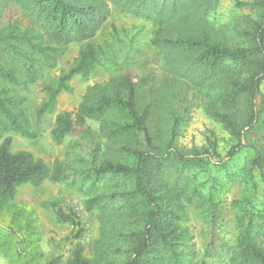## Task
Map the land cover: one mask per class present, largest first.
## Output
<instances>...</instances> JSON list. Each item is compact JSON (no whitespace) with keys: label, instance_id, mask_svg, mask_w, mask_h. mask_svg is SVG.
Returning <instances> with one entry per match:
<instances>
[{"label":"rangeland","instance_id":"rangeland-1","mask_svg":"<svg viewBox=\"0 0 264 264\" xmlns=\"http://www.w3.org/2000/svg\"><path fill=\"white\" fill-rule=\"evenodd\" d=\"M169 1L166 6V0H90L105 5V22L90 39L63 44L51 37L20 0H0V36L16 43L37 66L34 74L28 75L22 65L15 64L20 80L16 84L0 78L3 95L18 97L19 105L14 110L23 112L26 125L35 133L26 137L10 129L5 136L12 137L11 151H30L50 167L60 162L66 170L60 182L46 179L39 186L20 187L12 204L32 211L34 222L29 217L23 220L24 226H31L22 232L25 253L17 251L16 235L6 234L9 247L0 243V264H48L54 260L67 264L78 243L87 256H93L100 220L98 211L86 210L85 201L103 189L96 187L84 171L91 162L104 157L126 160L129 156L121 150L123 145L146 148L143 135L111 136L107 130L111 123L126 120L117 109L100 119L86 118L95 140L68 135L57 142L52 130L58 114L78 112L90 89L120 82L126 65L134 69L138 79L150 77L140 85L139 107L151 106L149 129L155 144L167 147L179 116L175 146L183 152L210 153L203 156L210 157L208 160L169 172V179L185 201L184 223L192 234L186 248L189 264H231L229 252L238 236L233 200L250 196L253 205L264 210V180L251 167L255 147L264 153V81L256 101L257 119L250 126L251 96L245 94L231 101L225 95L232 87L231 74L194 63L192 51L175 50L176 54H170L154 39L207 36L214 43L234 48L253 46L252 32L262 22L263 9L258 0H178L174 6V0ZM89 43L103 60L74 75L55 105L42 111L50 96L48 87L57 86L59 77L78 62ZM37 44L46 48L45 53ZM25 57L22 59L27 60ZM3 61L11 63L13 59L8 53ZM215 111L229 112L241 133H233ZM240 140L247 146L222 164L230 147ZM212 205L217 209L214 217ZM59 207L78 215L83 229L79 239L70 238L75 226L60 218ZM3 216L7 218L8 213ZM7 224L14 226L9 218ZM260 239L264 244V237Z\"/></svg>","mask_w":264,"mask_h":264},{"label":"trees","instance_id":"trees-1","mask_svg":"<svg viewBox=\"0 0 264 264\" xmlns=\"http://www.w3.org/2000/svg\"><path fill=\"white\" fill-rule=\"evenodd\" d=\"M20 1L51 37L63 44L90 39L108 16L105 5L90 3V0ZM169 2L166 0L164 5L169 6ZM177 2L174 0L173 6ZM258 4L262 6L263 15L262 22L252 32L253 46L234 48L214 43L207 36H157L154 39L156 45L170 54H176L175 50L192 51L195 53L194 63L231 74L229 82L232 87L225 95L231 101L245 94L251 96L250 126H254L257 119L256 101L264 81V0H258ZM6 38L0 36V78L16 84L20 82L17 75L19 65L28 75L34 74L37 66L33 58H26L16 43ZM36 47L43 52L46 50L38 44ZM8 53L13 59L11 63L3 61ZM102 60L103 55H98L89 43L78 62L59 77L57 86L48 87L50 96L41 110L55 105L57 96L67 89V82L74 75L86 72ZM149 78L138 79L134 69L126 65L120 82L112 81L104 87L90 89L77 113L64 111L56 117L52 130L55 141L61 142L68 135L89 136L95 140V132L86 124V118L100 119L117 109L126 116V120L112 122L107 128L109 134L140 133L146 146L123 145L121 150L129 156L125 157L126 160L104 157L91 162L85 169L84 175L92 179L96 187L103 189L85 201L87 211H98L100 236L94 243L92 257L87 256L83 245L78 243L67 264H189L186 248L192 234L184 223L185 201L169 179V172L173 168L184 170L199 161L208 160L210 157L203 156L210 153L208 150L205 153L183 152L175 146L179 116L174 120L167 147L162 149L155 144L149 129L151 106L139 107L140 85ZM17 105L19 99L16 95L6 96L0 90V243L7 249L10 237L6 234H14L17 251L25 253L22 232L31 226H24L23 220L29 217L34 222V213L12 202L23 185L39 186L46 179L60 182L66 177V170L60 162L50 167L30 151H11L12 137L5 136L8 130H17L26 137L35 136L25 123L23 112L14 110ZM215 116L233 133H241L229 112L215 111ZM95 144H99L98 141ZM246 146L242 140L232 145L222 164L232 160ZM255 150L251 167L258 170L264 180V153L259 147ZM232 205L236 210L238 236L230 249L228 261L231 264H264V244L260 239L264 237V210L256 208L250 196L235 198ZM211 209L214 217L217 209L213 205ZM5 212L8 213L7 218L3 216ZM11 215L14 219L10 218ZM58 215L75 226L70 238L79 239L83 229L78 215L62 207L58 208ZM8 218L13 227L7 224ZM222 246L224 248L225 244ZM48 264H57V261Z\"/></svg>","mask_w":264,"mask_h":264}]
</instances>
